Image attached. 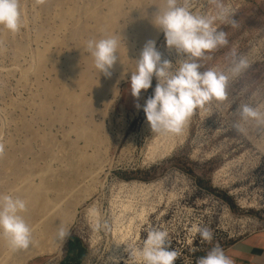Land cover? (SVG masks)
<instances>
[{"label":"rangeland","instance_id":"rangeland-1","mask_svg":"<svg viewBox=\"0 0 264 264\" xmlns=\"http://www.w3.org/2000/svg\"><path fill=\"white\" fill-rule=\"evenodd\" d=\"M58 1L64 0H46L42 5L35 0H20L21 30L15 34L0 30V143L5 145L6 154L13 150V145H27L29 140L33 153L38 155L37 152H44L43 143L47 144L44 141L51 140L54 157L65 151L64 130L74 140L77 138L73 130L84 129L83 125L91 121L100 124L97 137L101 141L94 142V146L93 142H86V152L92 157V167L100 165L102 171L93 193L80 205L68 230L70 235L57 251L32 257L26 264H62L71 238H78L85 248L80 264H140L131 250L142 246L147 229L152 227L169 233L170 250L178 253L174 264H197L198 258L217 245L225 251L250 235L263 233L264 126L256 121L241 122L244 127L241 133L232 125L240 119L236 112L239 105L248 104L264 112V0H222L234 10L237 26L217 21L216 27L227 34L228 44L206 52L197 61L201 64L200 71L226 70L233 48L238 55L248 58L250 66L229 81L225 100H214L196 109L179 135L152 133L146 120L143 106L154 93L155 77L148 90H141L138 100L131 95V75L121 80L118 93L107 91L101 96L87 93V104L76 101L74 109L65 105L69 116L61 121L53 99L77 97L79 89L73 86L75 78L68 65L77 52L71 36L77 23L72 19L62 23L58 19L61 10ZM93 1L87 11L95 20L105 8ZM152 1L157 2V8L165 7V0H136L133 11L127 3L124 5L127 18L132 16L145 27L142 38L133 43L129 68L137 69L136 60L144 44L159 31L156 48L163 59L173 63L175 71L179 67L176 62L184 57L174 48L166 47L163 32L154 25L158 9L152 11L150 25L142 19L151 12ZM78 5L85 7L82 0ZM191 10L212 15L216 9L210 0H191ZM128 29L132 34V27ZM32 53L37 58L43 57L40 66L36 61L33 68ZM78 65L83 66L81 60ZM54 69L58 70L56 74ZM44 85L59 88V92L54 89L53 101H49ZM45 99L52 103L43 120L37 118L36 108L47 104ZM137 104L141 106L139 109ZM77 106H81L82 112ZM28 125L39 134H27L24 127ZM82 141L77 139L80 145ZM154 151L165 154L150 159ZM96 223L108 227L97 230ZM194 226L209 228L212 240L204 241L193 231Z\"/></svg>","mask_w":264,"mask_h":264},{"label":"clouds","instance_id":"clouds-1","mask_svg":"<svg viewBox=\"0 0 264 264\" xmlns=\"http://www.w3.org/2000/svg\"><path fill=\"white\" fill-rule=\"evenodd\" d=\"M215 5L212 15L196 14L191 10V0H165V7L158 8L154 14V25L164 36L166 47L175 49L184 58L176 64L179 67L173 71V63L162 58L154 40L144 44L139 58L136 60L137 69L130 78L131 95L137 100L141 90L152 86L153 77L157 84L152 96L148 97L143 111L152 133L179 135L183 132L188 120L198 108H203L212 101H223L227 97V88L231 79L239 77L250 65L246 56L238 55L235 48L230 52L231 62L226 70L210 68L200 71L201 64L197 61L228 44L227 34L218 30L217 21L230 22L237 26L233 19L235 14L230 6L222 0H210ZM37 5L46 0H35ZM0 26L10 33H18L22 26L20 0H0ZM118 39L106 36L98 40H88L87 50L94 61V67L106 77L111 76L110 69L118 60ZM139 109L141 106L136 105ZM236 112L239 121L232 127L237 132H244L241 122L256 121L264 126V112L258 107L248 104L239 105ZM5 152V145L0 143V156ZM27 211V202L16 196L0 194V237L6 240L12 252L24 250L32 244V229L22 213ZM94 227L107 228L108 225L96 223ZM193 231L199 233L204 241L212 240V232L207 227L194 226ZM57 239L65 240L70 233L60 226ZM169 233L160 228L147 229L142 246L132 249L131 253L140 264H174L178 253L170 250ZM128 251V248L126 249ZM197 264H234L226 256L223 249L217 245L205 256L198 258Z\"/></svg>","mask_w":264,"mask_h":264},{"label":"bare ground","instance_id":"bare-ground-1","mask_svg":"<svg viewBox=\"0 0 264 264\" xmlns=\"http://www.w3.org/2000/svg\"><path fill=\"white\" fill-rule=\"evenodd\" d=\"M82 1L85 3L84 8H79L78 4L81 0H71L70 2L64 0L57 2V4L61 6V10L57 14L58 19L62 23L66 21L68 22L69 19L75 20L77 23L71 33V36L75 39L73 40L77 45V52L68 60V65L75 78V81L72 79L75 83L73 86L78 87L79 93L77 97L74 98L63 96L53 99L54 101L56 100L55 104L59 107V115H57L61 121L63 119L66 120L64 117L68 115L64 109L65 105H72L73 107L76 101L79 104H87V93L99 96L107 91L118 93L121 80L136 71V69L130 70L132 67L129 68V63H131V59L133 60L132 47L134 41L142 38L144 34L145 27L139 25L134 17L129 16L127 18L125 14L124 5L127 3L129 8L133 11L136 0H95V2H98L103 8H105L101 15H99L98 18H95V20L88 16L89 12L87 11L89 7L93 6L94 1ZM71 2L73 3L69 5L68 3ZM150 7L151 12L142 17L145 23H148L149 25L152 21V11L154 12L158 9L157 2L155 3V1H152ZM91 19L92 25L89 24ZM129 26L132 27V34L129 33ZM0 30L3 31L2 26H0ZM84 34H87L89 37L83 36ZM158 35L159 31L154 32L150 40L155 41ZM106 36H115L119 42L117 49L118 60L113 68L110 69L112 73L110 77L104 76L94 67L93 58L86 47V42L88 40H98ZM1 40L2 36L0 35V41ZM85 51L88 54L87 56H85ZM35 56L32 53L30 59L33 68L36 61L40 66L44 60L43 57L37 58ZM80 60L83 63V66L78 65V61ZM56 69H54L55 74L58 72ZM61 83L63 84V82ZM55 84H57L56 81ZM43 87H45V85ZM44 89L46 95H49L51 98L49 101H51L55 94V87H49V85L47 87L46 85L43 90ZM58 89H55V91L59 92ZM71 91H69V93H71ZM49 96L47 97V100ZM47 100L45 101L47 104L36 108L38 113L37 118L42 117L44 120V118L49 115L50 109L48 108H50L52 102L49 103ZM105 104L107 105V103ZM105 104L104 106H106ZM80 107H78L79 111H81ZM79 114L81 116L80 112ZM79 118L80 117H78V119ZM32 125L25 126L24 128L26 129L27 134L32 133L34 134L33 136H35L39 133L36 129H32ZM74 125L77 124L75 123ZM83 127L84 129L79 128L73 130L77 139H83L82 145L77 143V139L72 140L67 135L68 131L67 133L66 130L62 132L63 139L67 138L63 143L65 151L58 153L57 156L53 157L55 151L51 148V144H53L51 140L50 143L46 140L44 141L47 142V144L43 143V154L41 152H37L38 155L34 154L33 152H35V150L33 149L32 142L27 140V145H13V150L0 156V194L20 197L27 202V211L22 213V215L32 229L33 241L29 248L12 252L7 246L6 240L3 237H0V264H26L32 257L57 251L63 241L57 239L56 234L58 228L63 226L69 230L80 205L93 193L94 186L97 185V176L102 171V166L100 167L99 165L97 168L92 167V157L91 159L89 158L90 154L87 153L88 150L86 152V147L89 142H93L92 144L94 146L96 142L101 141L100 139L98 140L97 137L100 124L94 125L89 121L84 124ZM42 140L43 139H41V141ZM103 142L105 141H102L101 143ZM164 154V151L158 154H155L154 151L150 154V159H155ZM30 156L31 159L28 158ZM87 183H89V185L85 186Z\"/></svg>","mask_w":264,"mask_h":264},{"label":"crops","instance_id":"crops-1","mask_svg":"<svg viewBox=\"0 0 264 264\" xmlns=\"http://www.w3.org/2000/svg\"><path fill=\"white\" fill-rule=\"evenodd\" d=\"M224 253L234 264H264V232L244 238Z\"/></svg>","mask_w":264,"mask_h":264},{"label":"trees","instance_id":"trees-1","mask_svg":"<svg viewBox=\"0 0 264 264\" xmlns=\"http://www.w3.org/2000/svg\"><path fill=\"white\" fill-rule=\"evenodd\" d=\"M220 195L223 199L229 201V198L224 193H220ZM84 254L85 248L81 244L80 240L78 238H71L68 240L67 256L62 264H80Z\"/></svg>","mask_w":264,"mask_h":264}]
</instances>
